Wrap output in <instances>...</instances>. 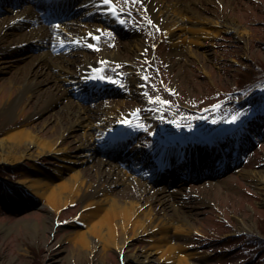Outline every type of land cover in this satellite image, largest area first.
Here are the masks:
<instances>
[{
  "label": "rangeland",
  "instance_id": "1",
  "mask_svg": "<svg viewBox=\"0 0 264 264\" xmlns=\"http://www.w3.org/2000/svg\"><path fill=\"white\" fill-rule=\"evenodd\" d=\"M10 1L0 7L4 9L0 11V19H8L15 16L17 10H23V0ZM41 1L25 0L24 3L37 5V11L43 14L48 6ZM231 1L205 2L215 11V17H230L232 22L219 26L215 34L205 37L198 45L185 42V46L190 45L197 52L196 58L194 55L170 56L169 35L156 23L142 0H134V3L109 0L115 24L103 26L111 29L121 44L128 42L129 33H136L142 41L138 54L127 50L121 54V57H128L139 73L138 85L133 87L127 80L128 61L99 60L89 67L87 74L98 85L113 89L101 95L84 83H75L68 97L82 106L98 104L105 107L108 103L122 101L113 109L114 115L110 119L115 120V116L120 115L135 122L132 126L124 124L119 129L123 133L143 130L135 133L136 139L118 141L127 151L135 147L134 142H138L139 147H153L159 136L182 141L191 138L200 142L212 140L219 154L212 157L205 152L203 160L197 159L199 150L193 156L187 152L186 143L179 146L180 156L194 157V163L199 167L197 173L202 175L185 178L178 186L169 185L181 192L177 201L185 208L183 210L194 212L192 228L188 232L173 233L171 239L188 251H194L196 257L192 261L199 264H264V250L254 248V244L246 239L247 235L264 239V182L259 183L253 177L257 171L264 172V0ZM47 20L51 22V18ZM105 39L100 34L93 48L75 47L69 51L76 52L73 56L77 58L83 53L94 55L102 48ZM38 53V49L27 47L26 54ZM29 63V59L20 62L25 68ZM23 73V70L17 72L14 69L0 75V110L5 107L2 100L8 98L14 89L15 76L22 80ZM259 76L263 77L260 83L249 89L247 84ZM49 87L44 86L47 90L44 95L39 89L24 101L10 125L27 121L47 136L56 137L61 128L54 126L53 111L34 114L49 98ZM151 115H155V119L150 128L153 123ZM5 123L0 116V137L4 134L2 127ZM79 134L78 131L74 137L67 138L73 153L77 150L74 138ZM218 137L223 141L215 144ZM100 145L109 147L103 142ZM95 156L97 159L103 157L100 152ZM38 161L51 170H56L61 163L50 155L40 156ZM31 162L23 159L20 167L0 164V264H136L130 255L144 251L150 253L146 264H169L152 246L148 235L142 233L129 238L127 258L113 247L104 253L99 248L91 253L77 249L67 234L77 223L82 206L78 200L55 211L45 199L35 197L28 189L19 187L18 192L12 194L9 185H5L31 176L24 168ZM127 162L131 163V158ZM80 167L85 171L90 168V163ZM145 173L149 181L147 185L151 188L158 186L160 176L157 177L148 167ZM175 174L179 177L187 175L183 168ZM90 176L97 181L93 174ZM152 176L156 179L151 180ZM163 179L169 181L170 177ZM122 188L119 186L117 190ZM137 190L138 185L133 186V192ZM6 192L7 196H3ZM151 192H147L144 201L150 199ZM18 197L20 199L15 201ZM155 210L162 214L159 205L155 204Z\"/></svg>",
  "mask_w": 264,
  "mask_h": 264
},
{
  "label": "bare ground",
  "instance_id": "2",
  "mask_svg": "<svg viewBox=\"0 0 264 264\" xmlns=\"http://www.w3.org/2000/svg\"><path fill=\"white\" fill-rule=\"evenodd\" d=\"M142 1L156 23L169 35L172 46L170 56L194 55L198 58L197 52L190 45L185 46V42L198 45L205 37L215 34L219 26H227L232 22L230 17H215V11L205 5L208 0ZM8 2L9 0H0V6L10 4ZM24 2L25 0L21 3V12L17 10L15 16L0 19V75L14 69L24 72L22 80L15 76L14 89L9 92L8 98L2 100L5 107L0 110V116L7 123L2 127L4 134L0 137V164L20 167L23 159L32 161L30 166H24L31 176L5 184L9 185L12 191L10 193L18 192L19 187L28 189L35 197L45 199L46 204L55 211L60 206L78 200L82 205L81 210L76 218L77 223L67 234V238L77 249L86 253L93 252L95 248L104 253L113 247L117 253L127 258L129 238L142 233L148 235L152 246L167 263L199 264L192 261L196 257L194 251H188L171 239L173 233L188 232L192 228L194 212L183 210L185 208L177 201L181 192L169 185L178 186L185 178H198L202 175L197 173L199 167L194 163V157L180 156L182 152L179 146L186 143L187 152L193 156L199 150L197 159L203 160L205 152L212 157L219 154L216 146L212 145L213 141L200 142L195 138L182 141L175 137L159 136L153 147H139L138 142H134L135 147L124 152L123 147L117 145L118 141L136 139L135 133L143 130L140 128L137 132L123 133L119 129L124 124L132 126L135 122L120 115H116L115 120L110 119L114 115L113 109L122 101L117 104L108 103L105 107L98 104L82 106L70 99L68 94L75 83H84L101 95L113 89L98 85L87 74L89 67L99 60L128 61L127 80L131 86L136 87L139 73L134 70L128 57H121V54L126 50L134 55L138 54L142 49L141 39L136 33H129L128 42L121 44L112 30L103 26L115 24L109 0H42L48 6L43 14L37 11V5ZM130 2L134 3V0ZM46 16L51 18V22ZM99 32L106 39L98 53H83L77 58L73 56L76 52L69 51L75 47L93 48ZM28 46L38 49L39 53L26 54ZM28 59L30 63L25 68L20 62ZM45 85L51 88L49 98L34 114L53 111L54 126L59 125L61 128L56 137L47 136V133H42L27 121L11 126L22 103L39 89L44 95L43 92L47 91ZM79 97L77 98L80 99ZM150 119L153 120L151 128L155 115H151ZM78 131L80 134L74 138L77 150L73 153L67 138L74 137ZM214 141L217 144L223 139L218 137ZM102 142L109 144V147L102 148ZM98 152L102 154V158H96ZM43 155H50L61 162L56 170L48 169L38 161ZM129 158L131 163L127 162ZM84 163H90V168L85 171L80 167ZM147 167L157 177L160 176L158 186L154 188L147 185ZM179 168L186 170V177L175 174ZM156 176H152L151 180L156 179ZM165 176L170 177L171 181L164 180ZM253 177L259 183L264 182L262 171L255 172ZM137 185L139 191L135 193L133 186ZM119 186L123 188L117 190ZM147 192H151V200L144 201ZM4 195L7 196V192ZM19 199L20 197L15 201ZM155 204L163 209L162 214L156 212ZM28 224L35 226L33 223ZM149 255V252L144 251L130 257L136 264H146L149 262Z\"/></svg>",
  "mask_w": 264,
  "mask_h": 264
},
{
  "label": "trees",
  "instance_id": "3",
  "mask_svg": "<svg viewBox=\"0 0 264 264\" xmlns=\"http://www.w3.org/2000/svg\"><path fill=\"white\" fill-rule=\"evenodd\" d=\"M263 76V75H262ZM262 76L257 77L255 80H253L252 82L248 83L247 86L249 89H251L252 87H254L255 85L259 84L260 81L263 79ZM246 239H249L250 242H252L254 244V248H262L264 250V239H259L256 236H252V235H247Z\"/></svg>",
  "mask_w": 264,
  "mask_h": 264
}]
</instances>
